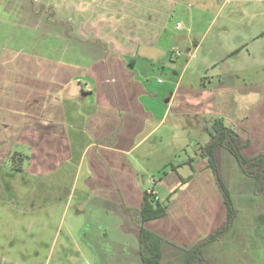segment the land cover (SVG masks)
Listing matches in <instances>:
<instances>
[{
    "label": "crops",
    "instance_id": "1",
    "mask_svg": "<svg viewBox=\"0 0 264 264\" xmlns=\"http://www.w3.org/2000/svg\"><path fill=\"white\" fill-rule=\"evenodd\" d=\"M120 4L121 21H126L123 25L142 28L140 34H126L112 43L108 35L110 31L90 21L92 26L100 29V34L85 40L99 43L97 47H92L67 41L65 35L50 29L51 25L44 22L43 14L39 22L33 24L34 9L30 0L28 3L0 0V150L7 158L14 151L22 133L29 130L38 132L40 136H67L64 106L70 101L83 103L89 113L82 121L86 124L80 137L85 139L83 134L86 133L90 139L86 138V145L79 155L78 168L82 169L87 163L85 185L94 199L107 205L116 204L117 209L113 206L112 210L106 209L116 214L121 210L119 204L125 211L126 206L139 208L145 191L159 196L157 192L143 188L140 174H137V168L129 157L156 135L172 111L189 121L193 119L190 121L193 123L191 128L196 127L194 123H200L202 129L205 118L212 115L211 120L222 119L226 127L231 128V124L249 119L247 102L242 101V94L244 97L249 96L255 92L251 90L258 88L264 91V83L258 84V88L253 85L239 88L232 82H225L210 89L204 82L199 83L198 87L188 85L180 86L178 90L174 88L163 100L153 99L149 97L153 93L141 81H135L133 73L138 59L150 60L157 56L147 51L144 56L139 55L140 49H156L163 38L173 45L167 55L183 56V71L193 67L200 79L223 78L258 68V65H263L258 61L263 60H252L253 51L250 48L253 44L251 42L264 40V31H256L244 24L247 21L250 23L258 11L264 19V0H120ZM110 9L114 10L112 6ZM93 11H97V8ZM90 24L88 27L91 28ZM56 26L61 25L58 23ZM42 27L46 33L42 32ZM77 39L82 40L81 37ZM121 43H127L128 46H122ZM133 44L135 47L131 49ZM174 75L178 76L179 73L175 71ZM179 95H182L181 104L175 107ZM193 108L200 110L193 111ZM256 112L260 119L252 118L249 149L253 145L264 147V99ZM24 139L32 147L35 146L30 138ZM60 144L52 153L53 156L46 151L40 155L32 151L34 162H31L27 171H56L67 158L68 161L72 160L70 148L73 146L69 145L68 138L67 145ZM152 155L151 152H143L140 157L145 160ZM5 159L0 161V165L5 164ZM21 163L19 169L15 170H25ZM193 164L196 175L186 189L195 185L203 192L208 182H212L209 177L213 174L207 167V159L200 157ZM202 176L206 179L199 185L197 181ZM162 186L169 195L180 187V177H166ZM184 187L181 193L186 190ZM213 193L217 195L215 186L212 187ZM192 197L199 198L196 192H193ZM160 199L167 201V213L177 201L176 198L172 202L168 198ZM257 199L264 202V198ZM199 204L201 211L194 217L185 216L176 206L169 216L155 220L151 230L178 246H193L196 241L220 229L226 222L222 198L219 197L211 204H216L221 212L224 211V215L218 214L219 210H211L212 217L209 220L208 211H203V205ZM255 209L251 210L254 213L264 212V209ZM194 227L196 230H193ZM249 231L252 230H247V235L233 236L230 239L232 241L226 237L209 243L201 248L200 253L210 264H242L246 252L253 248L246 246L250 240L259 243V250L264 252V242H258L255 234L251 235ZM123 233L130 234L124 230ZM131 233L135 236L133 247L129 246L128 240L125 241L127 248L120 254V263L129 264L130 258H135L132 263L137 261L142 264L138 234ZM178 246L165 244L162 262L166 257L180 264L184 253ZM138 250L139 259H136L135 253ZM255 253L256 250L251 254Z\"/></svg>",
    "mask_w": 264,
    "mask_h": 264
},
{
    "label": "rangeland",
    "instance_id": "2",
    "mask_svg": "<svg viewBox=\"0 0 264 264\" xmlns=\"http://www.w3.org/2000/svg\"><path fill=\"white\" fill-rule=\"evenodd\" d=\"M18 1L28 3V0ZM32 1V9L35 10L32 16L33 24H37L41 19L40 15L35 13L41 5H45L47 8L54 6L56 8L55 18L65 21L67 24L70 23L72 27L74 24L76 28L73 27L72 29L71 27L72 36L75 38L81 37L82 40H88V38L100 34V29L92 26L89 23L90 21L97 22L103 30L110 31L108 35L110 40L113 41L112 43L117 41V38L123 37V35L134 36L140 34L142 30L140 27L123 25L126 24V21H121L120 0ZM110 5L114 8L113 11H111ZM96 8L97 11H93ZM259 13L258 11L251 22L247 21L244 26L253 28L256 31H264V19L259 16ZM18 17H21V14H18ZM88 24L92 27H88ZM50 29L55 32L58 31L59 35H64L61 33L65 32L67 27L51 25ZM42 32L46 33L43 27ZM48 34L52 33L48 32ZM251 43H253L250 48L253 51L252 60H263L258 61L259 64L263 65L223 78L207 77V79H200L198 74L194 72L193 67H190L189 70L186 68L183 71V56L175 57L174 54L171 55L170 53L167 55L173 45H170V42L163 38L156 49H140L139 55L143 54L144 56V53L154 52L157 56H153L150 60L138 59V65L133 70L134 78L135 81H141L153 93L152 96H149L153 99L166 98L174 88L178 90L180 86L185 87L188 85L198 87L199 83L204 84V82L210 89H214L225 82H232L239 88L250 85L258 88V84L264 83V40ZM121 45L128 46L127 43H121ZM134 47L135 44L130 46L131 49H134ZM128 68L131 69L129 66ZM175 71L179 73L178 76L174 75ZM251 91L255 92H251L246 97L242 94L241 97L242 101L247 102L246 112L249 119L231 124L232 129L239 131V141L241 143L247 137L246 131L250 132L251 130L252 118L258 117L260 119L259 113L256 111L264 99V91L259 88ZM181 98L182 95H179L175 107L181 104ZM227 104L229 105V102ZM64 107L67 119V136H40L34 130L26 131L22 133L13 151V153L15 151L21 153L22 163L19 161L14 163L12 157H10L5 164L0 165V262L2 264H121L120 254L127 248L125 241L128 240L130 242L129 246L133 247L135 236L131 232H134L132 230L135 229L129 212L125 211V208L120 204L118 207L121 209V214L119 212H117L119 215L115 212H108L107 210H112L111 206L117 209V205H112L113 203L107 205L105 202L94 199L84 181L87 163L82 166V169L78 168L79 155L86 145V138L87 140L90 139L86 133L83 134L85 139L80 137V132H83L82 130L86 124L82 121L89 110L83 106V103L76 101L66 102ZM192 110L200 109L193 108ZM212 116H207L205 123L208 122L207 120H211ZM190 121H193V119ZM190 121L183 116L175 115L172 111L170 117L164 119L156 135L138 151H135L132 157H129L137 168V174H140V183L143 188L157 192L163 200L167 199L169 195L162 186V181L173 175L180 178L193 175L194 170L190 165H184V163L191 158L200 160L201 147L211 141L210 136L205 131L206 124L204 122L201 129L200 123L199 125L194 123L196 127L191 128L193 123ZM24 137L30 138L35 146L32 147ZM67 138L69 145L73 146V148H70L72 160L68 161L67 158L63 163L64 165L56 171L35 173L27 171L31 162H34L32 151L37 152L39 155L41 153L45 154L46 151L53 156L52 153L59 147L60 142L67 145ZM6 143L8 142L6 141ZM251 150L256 151L258 148L253 145L249 151ZM0 152V161L2 162L6 157L2 150ZM143 152H151L153 155L151 158L144 160L140 157ZM65 155L70 157L69 154ZM20 163L25 169L23 172L14 168L20 166ZM216 163L219 176L231 193L235 209L240 211L239 207H243V212L238 213V222L227 240L232 241L230 239L233 236L247 235V230H252L249 231L250 234H255L258 242H264V212L260 214L254 213L253 210L250 212L248 208L250 204L247 203L248 200L254 199V190L257 188L255 179L244 173L236 158L224 147L217 149ZM36 173L45 175L40 176ZM209 178L213 183L209 181L203 192H200L195 185H192L190 189H186L193 178L188 184H185L186 193H184L185 191L181 193L183 190L181 188L178 193L171 196L169 201L172 202L174 198L177 201H175V206L168 211L167 216L177 206L185 216L194 217L200 213L199 203H201L203 211H208L209 220L212 217L211 210H219L216 204L211 203L216 202L219 197L222 198L216 177L213 174ZM205 179L204 176L200 177L197 184ZM213 186H215L217 195L215 193L211 194ZM193 192H196L199 198H193ZM206 192H209L208 196ZM175 195L177 196L174 197ZM188 196H191L189 200ZM258 198H264V193L260 194ZM186 204L191 207L187 208ZM105 205H107V208ZM258 205L264 207L262 202H259ZM215 208L217 210H214ZM251 208L254 209V205H251ZM256 210L259 209L256 207ZM218 214L222 216L224 211L219 210ZM153 223L154 221L147 222L144 227L151 230ZM123 230L130 232V234L126 235ZM193 230H196V228L194 227ZM206 237L203 236L202 239ZM198 241L195 243L198 244ZM246 246H252L253 248L246 252L245 262H242V264H261L264 261V252L259 250L260 244L250 240ZM255 250L257 253L252 255L251 253ZM135 255H137L136 259H139V250ZM134 259L130 258L129 264ZM134 263L140 264L137 261H134ZM162 263L176 264L174 260L166 257L163 262L161 260Z\"/></svg>",
    "mask_w": 264,
    "mask_h": 264
},
{
    "label": "trees",
    "instance_id": "3",
    "mask_svg": "<svg viewBox=\"0 0 264 264\" xmlns=\"http://www.w3.org/2000/svg\"><path fill=\"white\" fill-rule=\"evenodd\" d=\"M31 7L33 8V1L30 0ZM46 7L45 5H41L37 12V14H43V20L45 23L50 25H57L58 23L61 26L67 27L64 32L65 39L69 42L78 43L82 45L97 47L99 43L79 40L72 36L70 23L67 24L65 21L58 20L55 18V7ZM33 10L32 12H34ZM205 131L210 136L211 141L205 146L201 147V158L207 159V167L211 170L214 176L218 177L217 185L218 189L222 196V201L226 208V225L211 233L205 241H200L198 244L195 243L193 246L189 248L178 246L159 235L158 233L145 228L144 224L147 222H152L155 220L166 218L168 203L167 201H161L160 197L153 194V192H144L143 200L141 206L139 208H133L130 206H126V210L129 212L132 221L138 225L139 228V246H140V255L142 264H161V260L163 258V247L165 244L170 243L174 246H178L179 249L184 253V258L180 264H208L205 258L201 255V248L205 245L221 240L225 237V235L230 231L229 229L232 227V223L236 218V210L233 205L232 197L230 191L227 189L224 182L219 177V171L216 163V151L219 147H224L234 158L239 162V164L246 165V170H244L247 174L255 176L256 180L260 183V186H257L258 190H262L264 188V175H262L263 165H264V154L261 156H257L252 159L244 158L241 150L244 147L249 146L250 141L246 140L244 144L239 145V137L237 133L231 129L226 127L222 119H215L208 121L205 123ZM12 157V161L16 163V161L22 162L23 157L21 154L13 153L12 151L7 155L5 162ZM197 159H190L185 162L191 166L194 170L193 175L187 178H180V187L176 188L173 192L169 194V197L178 193L181 188L188 184L195 177V166L193 165ZM259 165V170H255L252 167ZM18 167V168H16ZM14 167L15 169H19V166Z\"/></svg>",
    "mask_w": 264,
    "mask_h": 264
},
{
    "label": "flooded vegetation",
    "instance_id": "4",
    "mask_svg": "<svg viewBox=\"0 0 264 264\" xmlns=\"http://www.w3.org/2000/svg\"><path fill=\"white\" fill-rule=\"evenodd\" d=\"M229 128V127H228ZM232 129V128H231ZM234 130V129H233ZM235 131V130H234ZM236 133H237V131H235ZM237 135H238V137L240 138V134L239 133H237ZM246 135H247V137L245 138V140L243 141V143H241L239 140H238V142H239V145H241V144H244L245 143V141L246 140H249L250 141V144H249V146H247V147H244L242 150H241V153L243 154V156H244V158H246V159H252V158H255V157H257V156H261L262 154H264V147H262V146H260V147H257L258 148V150H256V151H254V150H251V151H249V147L251 146V139H250V132H247L246 131ZM240 165V164H239ZM241 166V165H240ZM253 169H255V170H259V165H256V166H253L252 167ZM241 169L244 171V170H246V165H242L241 166ZM244 173L247 175V176H249L250 178L252 177V178H254L255 179V181H256V186H260V183L256 180V178H255V176H253V175H250V174H247L245 171H244ZM262 175H264V165H263V170H262ZM220 177V176H219ZM216 179L218 180V177L216 176ZM241 192V191H240ZM264 193V188H262V190H258V188H256V190H254V199H251V200H248L247 201V203L248 204H250V206L248 207L249 209H250V211H252L251 209H253V208H251V205H254V208L255 207H257L258 209H264V207H259V205H258V203L259 202H261V201H258V196H260V194H263ZM232 197V196H231ZM232 201H233V199H232ZM243 203V202H242ZM262 203H264V202H262ZM224 204V203H223ZM112 205H116V204H112ZM233 205H234V202H233ZM237 206V205H236ZM225 207V206H224ZM238 207V206H237ZM234 208H235V206H234ZM240 208V211L239 210H236V212H237V214H236V218L234 219V221H233V223H232V227L229 229L230 231H228V233L225 235V237L223 238V239H226V236L228 235V237L227 238H229L230 236V234L232 233L231 231H232V229L234 228V226L236 225V223L238 222L237 220H238V213H240V212H243V207H239ZM225 210H226V208H225ZM260 213H262V212H260ZM260 213H258V214H260ZM225 220H226V218H225ZM131 222H132V225H133V227H134V229L136 230V234H138L139 235V228H138V225L137 224H135L132 220H131ZM227 222V221H226ZM226 222H225V225H226ZM224 225V226H225ZM223 226V227H224ZM223 227H221V228H223ZM220 228V229H221ZM219 230V229H218ZM132 231H134V230H132ZM135 232V231H134ZM138 232V233H137ZM210 235V234H209ZM209 235H207V237L209 236ZM206 237V238H207ZM206 238H203V239H201V240H199L198 242H200V241H205L206 240ZM223 239H221V240H223ZM218 241H220V240H218ZM206 246V245H205ZM202 255V254H201ZM204 257V256H203ZM205 258V257H204ZM205 260L207 261V263L208 264H210L209 262H208V260L205 258ZM264 264V263H263Z\"/></svg>",
    "mask_w": 264,
    "mask_h": 264
},
{
    "label": "built area",
    "instance_id": "5",
    "mask_svg": "<svg viewBox=\"0 0 264 264\" xmlns=\"http://www.w3.org/2000/svg\"><path fill=\"white\" fill-rule=\"evenodd\" d=\"M178 28H179V26H178Z\"/></svg>",
    "mask_w": 264,
    "mask_h": 264
}]
</instances>
